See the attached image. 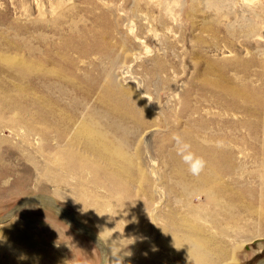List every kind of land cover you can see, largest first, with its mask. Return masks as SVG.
Listing matches in <instances>:
<instances>
[{"label": "rangeland", "instance_id": "rangeland-1", "mask_svg": "<svg viewBox=\"0 0 264 264\" xmlns=\"http://www.w3.org/2000/svg\"><path fill=\"white\" fill-rule=\"evenodd\" d=\"M0 48L1 54L10 57L25 56L26 50L35 48L44 58L47 56L43 53L49 51L51 62L47 67L55 69L54 76L65 75L79 89L91 90L85 95L90 98L99 97L112 81V87L141 110L146 120L138 136L141 157L133 158V167L151 177L152 184L146 185L151 197L145 196V185L138 190V203H147V207L138 210V217L131 216L128 223L108 216L116 210L110 202L114 193L107 190L105 183L94 182L89 170L66 173L60 169L62 161L56 159L57 155L53 161L51 157H39L33 137L18 143L7 136L8 132L2 134L9 140L8 145L17 142L19 149L0 151V168L9 176L0 171V217L23 200L22 192L60 187L58 205L69 210L79 224L96 231L94 218H98L103 225L117 226L115 235L123 248L114 255L106 252V264H139L138 253L146 246L161 250L157 239L167 220L160 210L173 206H163L166 195L154 191L164 192V185L171 182L170 167L164 165L169 150L177 151L186 139L204 147L213 134L229 132L222 127L224 122L252 119L244 111L251 107L252 100L247 96L232 98L230 91L255 92L260 101L257 116L264 117V0H0ZM90 98L79 112V123L95 105L96 101ZM237 130L245 139V129ZM172 132L176 139L169 141ZM161 145L165 147L158 148ZM244 146L245 152H252L239 144ZM11 151L16 155L8 153ZM17 154L35 159L26 158L33 165L31 178L14 160ZM10 155L13 159L8 158ZM249 158L243 162V171L224 177L243 176V181L257 188L264 179L259 182L253 176L264 171L259 164L262 158ZM205 200L203 195L194 196L192 203L200 205ZM97 204L104 207L97 208ZM31 206L16 216L24 242H13L8 250L0 251L3 264H99V251L89 238L77 236L51 209ZM256 208L259 213L260 208ZM98 210L108 214L103 217ZM179 211L187 213L183 206ZM255 215L242 217L236 225L245 236L216 237L234 246L259 233L260 238L246 243L247 247L235 254L234 264H258L264 259V224ZM203 225L204 229L209 226ZM227 227L238 230L232 225ZM1 245L6 246L0 242Z\"/></svg>", "mask_w": 264, "mask_h": 264}, {"label": "bare ground", "instance_id": "bare-ground-1", "mask_svg": "<svg viewBox=\"0 0 264 264\" xmlns=\"http://www.w3.org/2000/svg\"><path fill=\"white\" fill-rule=\"evenodd\" d=\"M26 51L27 55L19 57L5 56L0 53V151L4 152L7 148L18 150V143L31 136L39 147V157L43 159L51 157L49 159H52L57 155L56 159L62 161L59 167L66 173L73 174L87 169L94 182L105 183L104 186H107V190L114 193L110 202L116 210L113 213L103 214L110 215L114 221L122 219L126 223L130 222L131 216L137 218L138 210L143 211L141 208L147 207V203H138L136 198L138 190L145 185V196L150 198V194L147 193L150 187H146V185L152 184V179L148 177V174L140 172L136 166L133 167V158L141 157L140 145L142 147V144L138 140V136L146 121L141 110L131 106L121 96L122 92L112 87V81L99 97L94 99L93 96L91 98L85 96L91 90L79 89L76 82L67 79L68 77L65 75L54 76L55 69L47 67L51 62L49 51H45L46 54L43 53V56H47L44 58L35 48L30 52ZM67 88H71L73 92L70 89L68 92ZM229 94L235 99L247 96L252 100L251 107L244 108V111L248 112L252 119L224 122L222 127L224 130L228 129L229 132L224 133L225 135L213 134L204 147L193 144V142L189 143L186 139L183 140L181 147L179 144L177 151L169 150V153L167 152L168 157L164 165L170 167L171 182L164 185V192H159V190L154 192L160 193V196L166 195V198L163 199V206L172 205L173 207H160L162 208L160 212L166 215L167 220L161 237L157 239V247L161 250H150L149 246H146L142 253H138L139 264H231L236 261L235 254L247 247L246 243L260 238L259 233H255L252 239L240 241L234 246H228L227 243L224 244L216 238H223L227 235L230 237L245 236V233L236 226L244 216L253 217V214H256L257 217L259 215L260 222L264 224V171L257 176L255 173L253 176L259 182L263 180L257 185V188L243 181V176L224 177L231 176L236 171H243V162L249 157L254 159L261 156L262 161L259 166L261 169L264 167V138L260 139V134L264 135V117L258 118L257 116L260 101L255 92L247 94L244 89H235ZM65 98L70 99L66 101ZM89 98L96 101L95 105L79 123L77 122L79 112L85 108ZM73 127H76L75 130ZM238 128L245 129V139L242 138ZM72 129L73 133H71ZM5 131L8 132L7 136L13 137L18 143L14 142L13 145H8L9 140L2 137ZM174 139H176V134L172 132L169 141H174ZM216 141L222 144H218ZM239 144L240 146L246 145L252 152L249 151V153L248 150L245 152V146L242 148L239 147ZM4 145L7 146L2 147ZM164 147L165 145L158 146L161 149ZM161 149H159L160 153ZM8 153L15 154L12 151ZM235 155H237L238 161ZM8 158L13 159L11 155ZM26 158L34 159L31 156L20 154L18 157L15 156L14 160L22 165L20 167L22 171H26L28 177L31 178L34 174L33 165L30 166ZM65 161L66 163H64ZM137 164L140 165V163ZM42 168L44 169V167ZM2 169L0 168L1 175L9 177ZM9 171L5 172L9 173ZM81 172L80 174H82ZM46 176L48 175L46 174ZM8 180L10 181V178ZM135 184L137 187H134ZM49 187L51 190L46 187L47 189L43 188L40 192L34 190L28 193L22 192L23 200L36 195L51 197L50 199L60 207L58 205V200H61L58 190L60 187ZM199 195H203L206 200L200 205H194L192 198ZM94 204L96 205L95 202ZM182 206L185 207L187 213L179 211ZM31 207L29 205L28 208ZM103 207L104 205L100 204L97 208L102 209ZM256 207L260 208V214ZM28 208L26 206L10 220L0 224V242L6 244V246H0V251L8 250L13 242H24V232L20 231V224L16 216ZM43 208H47V206ZM67 215L72 216L69 211ZM94 219L97 229L96 231L91 230L100 238L105 251H110L114 255L123 248L122 241L115 235L118 232L117 226L103 225L98 218ZM74 221L78 223L76 219ZM206 223L209 226L204 229L203 224ZM110 224L112 225L111 222ZM227 225L235 226L238 230H232ZM69 228L74 229V225L68 226ZM210 229L216 230L218 236L214 235L216 234L214 232L210 233ZM60 230L64 232L62 228ZM205 231L208 232L206 236L204 235ZM81 236L89 238L85 235ZM22 245L24 246V244ZM135 245L137 248L138 244L135 243ZM54 256L56 257V255ZM0 264L3 263L0 261ZM114 264L119 263L114 261Z\"/></svg>", "mask_w": 264, "mask_h": 264}, {"label": "water", "instance_id": "water-1", "mask_svg": "<svg viewBox=\"0 0 264 264\" xmlns=\"http://www.w3.org/2000/svg\"><path fill=\"white\" fill-rule=\"evenodd\" d=\"M28 205H38L42 208L47 206V208L51 209L56 217L66 225H68L69 227H71V225H74V229L72 230L79 235L81 234L89 237L95 247L98 249L100 255L99 264L106 263L105 247L96 233H94L90 228H86L84 225L76 223L72 216L67 215L69 210L67 211V209L57 206V204H55V202L48 197H38V195H36L16 203V205L7 214L0 217V224L10 220L14 215H16V213H18ZM258 264H264V259L259 261Z\"/></svg>", "mask_w": 264, "mask_h": 264}, {"label": "clouds", "instance_id": "clouds-1", "mask_svg": "<svg viewBox=\"0 0 264 264\" xmlns=\"http://www.w3.org/2000/svg\"><path fill=\"white\" fill-rule=\"evenodd\" d=\"M193 171H196L195 169H193ZM120 264H121V262H120Z\"/></svg>", "mask_w": 264, "mask_h": 264}]
</instances>
